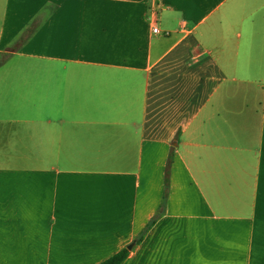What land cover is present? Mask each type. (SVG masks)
<instances>
[{
    "label": "crops",
    "instance_id": "0c3cea01",
    "mask_svg": "<svg viewBox=\"0 0 264 264\" xmlns=\"http://www.w3.org/2000/svg\"><path fill=\"white\" fill-rule=\"evenodd\" d=\"M125 249L264 264V0H0V264Z\"/></svg>",
    "mask_w": 264,
    "mask_h": 264
},
{
    "label": "trees",
    "instance_id": "16d2710c",
    "mask_svg": "<svg viewBox=\"0 0 264 264\" xmlns=\"http://www.w3.org/2000/svg\"><path fill=\"white\" fill-rule=\"evenodd\" d=\"M37 26H38L37 25V22L34 23L33 25H31L21 35V37L17 40V42L12 47H10L8 50L11 51V52H15V51L19 50L27 42V40L30 38V36L35 31V29H36ZM170 165H171V160H169L168 166H167V177H168V174H169ZM167 183H168V181H167ZM160 214L161 213L159 212V214L155 218H153L151 220V222L147 226V229L146 230H148L156 222V220L160 216ZM146 230L139 236V238L137 240H135V242L141 241V239H142L143 235L145 234ZM129 253H130V250L129 249H125V250L119 252L118 254H116L111 259L105 261L102 264H123L125 262V260L128 258Z\"/></svg>",
    "mask_w": 264,
    "mask_h": 264
},
{
    "label": "built area",
    "instance_id": "2783aa9c",
    "mask_svg": "<svg viewBox=\"0 0 264 264\" xmlns=\"http://www.w3.org/2000/svg\"><path fill=\"white\" fill-rule=\"evenodd\" d=\"M154 32H155V33H157V32H158V29H157V28H155V29H154Z\"/></svg>",
    "mask_w": 264,
    "mask_h": 264
},
{
    "label": "water",
    "instance_id": "95a60500",
    "mask_svg": "<svg viewBox=\"0 0 264 264\" xmlns=\"http://www.w3.org/2000/svg\"><path fill=\"white\" fill-rule=\"evenodd\" d=\"M132 248H133V245H130V246H129V249H132Z\"/></svg>",
    "mask_w": 264,
    "mask_h": 264
}]
</instances>
